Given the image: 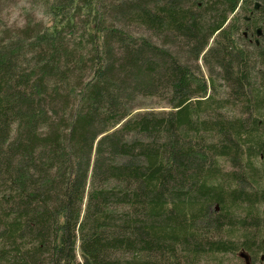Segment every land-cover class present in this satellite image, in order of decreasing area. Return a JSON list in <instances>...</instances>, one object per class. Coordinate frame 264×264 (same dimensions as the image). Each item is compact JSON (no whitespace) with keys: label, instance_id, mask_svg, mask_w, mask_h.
<instances>
[{"label":"trees","instance_id":"obj_1","mask_svg":"<svg viewBox=\"0 0 264 264\" xmlns=\"http://www.w3.org/2000/svg\"><path fill=\"white\" fill-rule=\"evenodd\" d=\"M30 4L0 17V264H264V0Z\"/></svg>","mask_w":264,"mask_h":264},{"label":"rangeland","instance_id":"obj_2","mask_svg":"<svg viewBox=\"0 0 264 264\" xmlns=\"http://www.w3.org/2000/svg\"><path fill=\"white\" fill-rule=\"evenodd\" d=\"M0 1H1L0 17H2V20L8 23L21 22L27 14L26 11L29 10V8L32 6V4H30V0H0ZM33 12L35 13L36 17H42L43 15L40 9H36L35 11L33 9ZM43 18L49 21V19L46 18L45 16H43ZM199 63L201 65L202 71L207 75V68L205 67V65L201 60ZM241 254L248 259L247 257L248 255L246 253L242 252ZM79 258H81L80 255Z\"/></svg>","mask_w":264,"mask_h":264}]
</instances>
